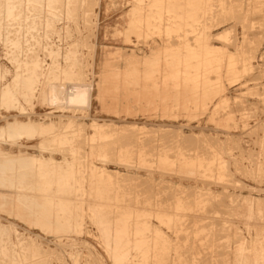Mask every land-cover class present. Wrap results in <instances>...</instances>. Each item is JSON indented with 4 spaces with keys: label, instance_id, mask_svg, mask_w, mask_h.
Wrapping results in <instances>:
<instances>
[{
    "label": "rangeland",
    "instance_id": "374dc122",
    "mask_svg": "<svg viewBox=\"0 0 264 264\" xmlns=\"http://www.w3.org/2000/svg\"><path fill=\"white\" fill-rule=\"evenodd\" d=\"M0 264H264V0H0Z\"/></svg>",
    "mask_w": 264,
    "mask_h": 264
},
{
    "label": "bare ground",
    "instance_id": "6f19581e",
    "mask_svg": "<svg viewBox=\"0 0 264 264\" xmlns=\"http://www.w3.org/2000/svg\"><path fill=\"white\" fill-rule=\"evenodd\" d=\"M17 2V1H16ZM22 3V2H21ZM20 5V4H19ZM226 5V4H225ZM206 7V6H205ZM6 9V8H5ZM211 9H213V8H211ZM225 9V8H224ZM13 10V9H12ZM7 15V14H6ZM9 15V14H8ZM197 15V14H196ZM17 16V15H16ZM225 17V16H224ZM23 18V17H22ZM20 19V18H19ZM18 19V20H19ZM19 22H21V21H19ZM13 23H14V21H13ZM17 23V22H16ZM35 24V23H34ZM9 25V24H8ZM19 25V24H18ZM10 28V27H9ZM13 28V27H12ZM19 28H21V27H19ZM6 29H8V28H6ZM25 29V28H24ZM15 30V29H14ZM19 32V31H18ZM93 170V169H92ZM77 171H78V169H77ZM89 172V171H88ZM96 172V171H95ZM98 172V171H97ZM53 205V204H52ZM94 226V225H93ZM99 234V233H98Z\"/></svg>",
    "mask_w": 264,
    "mask_h": 264
}]
</instances>
